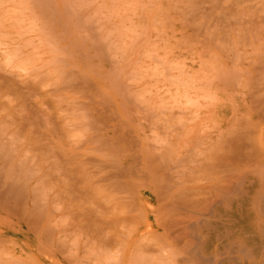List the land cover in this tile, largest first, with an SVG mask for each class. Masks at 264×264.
Instances as JSON below:
<instances>
[{"label":"rangeland","instance_id":"rangeland-1","mask_svg":"<svg viewBox=\"0 0 264 264\" xmlns=\"http://www.w3.org/2000/svg\"><path fill=\"white\" fill-rule=\"evenodd\" d=\"M262 97L264 0H0V264H173L177 203Z\"/></svg>","mask_w":264,"mask_h":264},{"label":"bare ground","instance_id":"bare-ground-1","mask_svg":"<svg viewBox=\"0 0 264 264\" xmlns=\"http://www.w3.org/2000/svg\"><path fill=\"white\" fill-rule=\"evenodd\" d=\"M262 98H264V97H262ZM258 100H256V101H258ZM261 100H263V99H261ZM256 101H254V102L252 101V102L255 103ZM262 102L263 101H261V104H262ZM247 105L249 106V104H247ZM254 106H253V109H254ZM257 106L258 105L256 103L257 109L256 108L255 109L259 110L260 108H258L259 106L258 107ZM251 110H249V111H251ZM260 112H263V110H260ZM240 115L241 114H239V116ZM258 116H259V114H258ZM244 117L246 120V115ZM262 117H264L263 114H262ZM233 118H234V115H233ZM237 119H234V120L236 121ZM243 119L244 118H242L241 120L244 121ZM231 120H232V118H231ZM248 120L249 119L247 118V120L244 122L246 123ZM258 121H260V120H258ZM236 122L238 123V120ZM244 122H243V124L242 123H240V124L247 127L246 124L249 123L250 121H248L246 124ZM253 123H255V121H253ZM238 126H240V125H238ZM244 126H240V129H238V130H240V131H238L239 133H241V131H242L241 129H243ZM232 127H235V126H232ZM229 128H227V129H229ZM237 128L238 127L236 126V129ZM251 128H252V126H251ZM224 129H226V128H224ZM248 129H250V128H246V130H248ZM263 129H264V125L261 124V122H257L255 124V127L253 128V131L250 130V131L246 132L247 134L243 133L244 130L242 131L241 137H243L245 135L248 138L247 139L248 142H249V139L252 135H254V136L258 135L257 136L258 138H254L253 143L251 141L249 142L252 144L249 146L250 150L248 151V153H247V149H248L247 144L249 145V143L246 141L247 144L241 145L242 142L240 143V139H239L240 137L233 135V134H238L235 132L229 133L230 135L232 134L233 136L231 137L230 135H228L227 138L224 137V140L222 139L223 141L220 139L221 136H220V138L218 137L220 139V141L223 143L222 144L220 143V146H217L218 147L217 151L214 150L216 152H214V153L211 152L212 147H209V146L212 144V142H211V144L209 143L210 145H208L207 148L205 147V150L206 149L209 150V148H211L210 149L211 155L207 156L206 154H208V152L206 151L205 155L207 158L203 159V177H202L203 178V191L200 192L198 190V193L200 192L203 195V202L200 203V200L198 198L199 204L195 203L194 202L195 199L193 198V199H191V200H193V202L185 203V201L188 200L187 196L191 197V195L189 196L190 192H188L187 196H186V193H185L186 191H185L184 193H185V197L187 200L186 199H185V201L181 200L184 203H182V202L180 204L177 203V205H178L177 208L183 210L182 211L183 215H182V213H181V215L184 216L185 220H186V215H184V212L190 215L189 220H188L187 224L185 225L186 230H185V227L184 228L182 226L181 227L184 229L185 233L187 232V235L191 238V240L188 242L186 248L182 249V251H178V254L175 255L174 253H177V250L175 249V247H177V245H179V244L176 242V239L174 238V236L172 237V238H174L173 240L171 238H169V240L166 239V243L169 246L168 247L169 251L166 252V256H165L166 259H168V260L170 259L171 261L174 260V262L176 264H193V262L195 260L197 261L199 259L203 260V264H264V138L262 139L259 137V135ZM229 130H231V129H229ZM233 130H235V128H233ZM218 138H216V139H218ZM251 139H252V137H251ZM241 140H243V138H241ZM216 141H218V140H216ZM243 142H244V140H243ZM216 145H218V144H216ZM203 146H205V145H203ZM244 146H246V148H247V149L245 148L246 151L243 149ZM243 154H244L245 158L243 157ZM205 155H204V158H205ZM243 158H244V163H243ZM245 159L248 161L245 162ZM148 172H149V170H148ZM162 174L164 176V173H161V175ZM143 175H144V173L142 172V175H141L142 178L144 177ZM166 175H168V174H165L164 177H166ZM188 176L190 178V175H188ZM196 176L197 175H195V177ZM181 177H179V178H181ZM184 177H186V176H184ZM191 177L193 178V176H191ZM142 178H140L141 181L138 179V182H142L143 181ZM157 178H159V177H157ZM194 178H193V181H194ZM198 178L199 177H197L196 179H198ZM164 179L166 181L169 178L167 179V177H166V178H163V180ZM196 179H195V181H197ZM189 180H191V178ZM145 181H146V179L144 180V187H146ZM165 181H164V183H165V185H167V183ZM138 182L134 185L130 182L129 188H131V184L133 187V186H136L138 184ZM158 182H159V180H158ZM184 182H185V180H184ZM138 185H140V184H138ZM142 185H143V182H142ZM160 185L162 186V183ZM169 185L170 184H168L167 186H169ZM171 185H172V183H171ZM158 186H159V184H158ZM158 186H157V191H158ZM159 188H161V187L159 186ZM166 188L169 189V187H166ZM161 189L165 190L163 186ZM132 190H133V188H132ZM134 192L136 193L135 190H134ZM165 192H164V194H165ZM184 193H182V194H184ZM126 194L128 195L127 192H126ZM164 194H163V196H164ZM179 194H181V193H179ZM196 194H197V192L195 193V195ZM158 195H159L160 199L162 200L163 196H160V194H158ZM174 200H175V198H174ZM198 200H196V202H198ZM123 201L124 200H122V204H123ZM177 201H178V199H177ZM171 202H173L172 198H171ZM129 203H131V200L129 201ZM144 204L146 205V203H144ZM127 205L129 206V204H127L125 201V204L122 207H124L127 210V208H126ZM155 205H156V203H155ZM166 205L164 206V204H163L164 208L168 207ZM170 205H171V203H170ZM159 208H160V206H159ZM159 208L157 211H159ZM129 210H132L131 207L128 209V211ZM161 211H162V209L160 210V212ZM125 212H127V211H125ZM135 212H138V211L135 210ZM139 213H140V211H139ZM139 213H135L136 216H137V214L139 216ZM176 215L177 214L175 213V216ZM136 216H134V217H136ZM140 216H141V213H140ZM167 218L171 219V217H166V220H167ZM175 218H178V217H175ZM175 218H173V221L175 220ZM155 219H156V217L154 218V220ZM158 219H160L159 216H158L157 220ZM177 220L178 219H176L175 221H177ZM182 220H184V219H182ZM167 221L170 222L169 219ZM121 222L123 223L122 218H121ZM125 222H127V225H128L129 219H127V221H125ZM180 222H182V221H180ZM163 223H165V221ZM129 224H133V222L129 223ZM124 225H126V224L123 223V226H122L123 228H124ZM161 225L163 226V224H161ZM164 226H165V224H164ZM146 227L148 228V226H146ZM146 227H144V228L146 229V231H148ZM162 228H164V230H167L166 227H162ZM171 229H173V227ZM172 231L170 230L171 235H172V233H171ZM168 232L169 231H167L166 233H168ZM151 233H152V231H151ZM153 233H155V232H153ZM156 234H157V232H156ZM163 234L165 235V231L163 232ZM146 235H148V234H146ZM160 235H161V233H160ZM153 236H154V234H153ZM166 237L168 238V236L165 235V238ZM140 238H143V237H140ZM149 239H151V238L149 237ZM138 240L139 241L137 243L140 242V239H138ZM159 240L157 239V241L159 242L158 244H161L160 242L163 240H161L160 238H159ZM187 240H189V238H187ZM142 241H144V240H142ZM123 243H124V241H123ZM162 243L164 244V241ZM140 244H143V242L142 243L140 242ZM144 246H146V244L145 245L143 244V247ZM162 247L164 248L163 245H162ZM165 248H167V247H165ZM134 249H135V247H134ZM134 249L132 250L133 253H135ZM153 250L151 252H153ZM159 250H161V248H159ZM166 250H168V249H166ZM141 252H143L142 249H141ZM147 252H149V251H147ZM180 252L182 254H179ZM138 254H140V253L138 252ZM145 255H146V256H144L145 258H143V255L141 256L142 262H143V259H147L148 264H149V262H151V259H150L151 256L149 255L150 257H148L147 253H145ZM135 256L136 255H133V256L131 255V257H132V259L130 258L131 261L134 259ZM136 257H139V261H140V255L139 256L137 255ZM147 257L150 260H148ZM172 257H173V259H172ZM158 259H160V258H158ZM161 261H162V259H161ZM142 262H140V264H142ZM174 262H173V264H175ZM137 263L139 264V262H137ZM157 263H158V261H157ZM134 264H136V262ZM154 264H156V263H154Z\"/></svg>","mask_w":264,"mask_h":264}]
</instances>
